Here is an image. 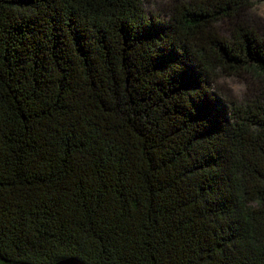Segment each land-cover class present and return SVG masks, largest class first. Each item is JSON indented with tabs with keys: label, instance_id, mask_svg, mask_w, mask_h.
I'll list each match as a JSON object with an SVG mask.
<instances>
[{
	"label": "trees",
	"instance_id": "16d2710c",
	"mask_svg": "<svg viewBox=\"0 0 264 264\" xmlns=\"http://www.w3.org/2000/svg\"><path fill=\"white\" fill-rule=\"evenodd\" d=\"M246 0H0V264H264V32Z\"/></svg>",
	"mask_w": 264,
	"mask_h": 264
},
{
	"label": "rangeland",
	"instance_id": "374dc122",
	"mask_svg": "<svg viewBox=\"0 0 264 264\" xmlns=\"http://www.w3.org/2000/svg\"><path fill=\"white\" fill-rule=\"evenodd\" d=\"M147 16L164 18L180 8L186 0H139ZM248 25L264 32V0H246L243 9L231 21H218L215 28L225 38L229 37L236 27ZM264 89V77L255 78L249 75L241 77L217 74L212 84L214 92L223 101H235L237 104H246L252 101Z\"/></svg>",
	"mask_w": 264,
	"mask_h": 264
},
{
	"label": "water",
	"instance_id": "95a60500",
	"mask_svg": "<svg viewBox=\"0 0 264 264\" xmlns=\"http://www.w3.org/2000/svg\"><path fill=\"white\" fill-rule=\"evenodd\" d=\"M53 264H83V263L74 258H67L59 262L57 261L56 263H53Z\"/></svg>",
	"mask_w": 264,
	"mask_h": 264
}]
</instances>
